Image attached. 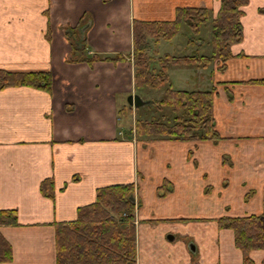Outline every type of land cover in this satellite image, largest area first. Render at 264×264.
<instances>
[{"label": "crops", "instance_id": "0c3cea01", "mask_svg": "<svg viewBox=\"0 0 264 264\" xmlns=\"http://www.w3.org/2000/svg\"><path fill=\"white\" fill-rule=\"evenodd\" d=\"M177 6H204L212 18L219 0H0V69L51 73L49 88L0 86V209L16 214L0 225L11 248L0 264H54V223L72 220L97 187L126 182L136 264H241L214 218L264 211V82L249 81L264 79V0L241 6V38L223 69L166 68L171 88H214L216 141L138 136L119 122L135 110L125 100L136 90L131 21L170 19ZM80 23L85 54L124 58L68 60L65 32ZM44 179L51 196L39 190ZM249 257L261 264L264 248Z\"/></svg>", "mask_w": 264, "mask_h": 264}, {"label": "trees", "instance_id": "16d2710c", "mask_svg": "<svg viewBox=\"0 0 264 264\" xmlns=\"http://www.w3.org/2000/svg\"><path fill=\"white\" fill-rule=\"evenodd\" d=\"M247 0H219V6L212 18L204 6H177L170 19L131 21V51L133 65V86L137 88H162L158 99L149 100L150 106L158 115L150 118L136 117L133 133L138 136L168 137L177 140L210 139L216 141L219 134L214 128L211 100L214 88L175 89L171 88L166 73L168 66L192 65L207 66L214 58L217 69H223L225 60L231 56L229 45L241 38L239 16L241 6ZM209 22V54L197 50L201 38L195 34L202 24ZM80 23L69 27L65 32L73 39L74 53L68 60H121L124 55H88L85 49ZM181 24L189 28L185 39L194 46L188 53L171 54L164 52L156 56L148 52L149 40L153 45L161 38L169 40L176 34ZM150 61H155V68ZM250 82H264V79H251ZM51 73L38 71H6L0 69V86L25 84L49 88ZM167 106L168 112L162 107ZM126 108L120 109L122 113ZM207 188V187H206ZM42 194L51 196L52 181L44 179L39 185ZM134 190L132 182L113 183L95 189L94 199L76 207L72 220L54 223V264H136L133 210ZM264 211L259 214L220 215L214 220L218 227L229 228L233 245L241 253V264H253L249 257L252 249L264 248ZM16 223L15 210L0 209V225ZM11 258L8 241L0 233V262ZM264 264V259L261 260Z\"/></svg>", "mask_w": 264, "mask_h": 264}, {"label": "rangeland", "instance_id": "374dc122", "mask_svg": "<svg viewBox=\"0 0 264 264\" xmlns=\"http://www.w3.org/2000/svg\"><path fill=\"white\" fill-rule=\"evenodd\" d=\"M209 23L206 22L204 24L201 25L200 30L197 34H195L196 37L201 38L203 44L201 45V47L199 48V53H204V54H209L210 51V45L208 42L209 39ZM189 28L184 24L180 25V28L178 30V32L176 34H174L172 36L171 39L169 40H163V39H159L158 41L161 40V42L156 46L153 45L152 42V38L149 37V50L148 52L151 53L152 55L156 56L158 54H162L164 52H168L171 54H182V53H188V46H184L187 42L185 37L183 36L184 33H189ZM157 41V42H158ZM215 61V58L211 61L213 62ZM151 65H154V67L156 68L158 66V64L155 61H150ZM191 67L190 65H186ZM179 68V67H183V65L180 66H174V68ZM197 67V66H196ZM201 67V66H198ZM181 69V68H180ZM189 84H191V80H189ZM181 86L182 89H191V86L189 88L188 85H179ZM133 93H137L142 99H148V100H153V99H158L161 96L162 93V88L161 87H157V88H137ZM133 110V112L129 111V113L125 114V118H122L121 120H119V122H121L122 127L125 131H127L129 128L132 127L133 125V121L136 117H141V118H150L151 115H158L159 112L154 111L153 108L150 106L149 103H145L143 105H140L138 107H131ZM162 111L163 112H168L169 108L167 106H163L162 107ZM132 197H133V193H132ZM134 209H135V203H134ZM134 212V210H133ZM185 242H188L189 239H187V237L184 238Z\"/></svg>", "mask_w": 264, "mask_h": 264}, {"label": "water", "instance_id": "95a60500", "mask_svg": "<svg viewBox=\"0 0 264 264\" xmlns=\"http://www.w3.org/2000/svg\"><path fill=\"white\" fill-rule=\"evenodd\" d=\"M84 27H82L83 29ZM126 104L128 106L131 107H138L140 105H143L145 103H148L149 100L148 99H142L137 93H129L126 97ZM131 199H133V197L130 195ZM263 225H264V219H263ZM169 238H171V235H168ZM186 247L188 249L189 252L194 253L195 252V245L193 242L188 241L186 243Z\"/></svg>", "mask_w": 264, "mask_h": 264}]
</instances>
